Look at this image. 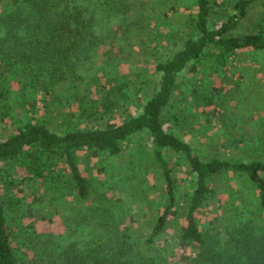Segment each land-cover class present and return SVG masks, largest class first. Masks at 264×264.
Instances as JSON below:
<instances>
[{
    "label": "trees",
    "instance_id": "trees-1",
    "mask_svg": "<svg viewBox=\"0 0 264 264\" xmlns=\"http://www.w3.org/2000/svg\"><path fill=\"white\" fill-rule=\"evenodd\" d=\"M190 1L173 29L182 0H0V127L14 110L10 86L29 114L0 139V264H264V139L225 134L221 150H231L218 157L177 133L193 130V106L223 111L218 96L244 80L241 61L264 56L263 27L237 32L262 0ZM162 20L163 32L150 27ZM40 93L48 119L36 115ZM131 141L124 171L151 172L160 194L145 237L120 224L122 202H94L80 167L92 155L121 156ZM220 180L244 204L206 229L202 213ZM64 196L84 205L67 213ZM56 215L63 231L41 226Z\"/></svg>",
    "mask_w": 264,
    "mask_h": 264
},
{
    "label": "rangeland",
    "instance_id": "rangeland-1",
    "mask_svg": "<svg viewBox=\"0 0 264 264\" xmlns=\"http://www.w3.org/2000/svg\"><path fill=\"white\" fill-rule=\"evenodd\" d=\"M182 2L185 6L180 8L177 14L171 15L169 18V23L173 29L178 28V18H183L193 8L190 0H182ZM149 11H152L151 7H149ZM153 12H156V8ZM165 22V20H162L160 23L164 24L158 25V23H153L150 27L158 28L159 26L161 31L166 30L168 26ZM262 27L264 28V0L259 1L250 8L248 15L241 19L237 32H254ZM258 57L260 58L248 57L242 60L241 67L246 68L244 80H240L242 82L238 87L235 84H228L222 96L220 92L218 101L221 102V98L223 100L226 99V107L223 106V111H221L220 106L216 112H200L196 106H193V130L181 129L177 131L184 139L192 143L198 152L209 153L218 157H228L229 153L227 150L231 149L226 148L221 150V141L226 139L225 134L233 137L238 132H242L245 135L247 134L250 140L255 141L257 138L264 139V56L259 55ZM142 59L143 57H139V61H142ZM147 68L148 74L150 75L152 68L150 66ZM188 72H190L189 69L186 70L184 75L187 74L186 77L189 78L191 75ZM153 79L149 82V92L156 88V76ZM217 82L218 79H215L216 84ZM10 89L14 92L11 94L14 110L13 114L0 127V139H3L10 133H14L20 124L19 121L29 116V114H26L25 107H22L16 100V95H18L16 86H10ZM36 98L39 102L38 112L36 113L37 117L40 119H48L50 113L41 104L44 96L40 93ZM142 99L145 98L143 97ZM70 109L63 107L60 112L65 113ZM226 115L233 117L232 120ZM52 117V120L56 117L55 112L52 113ZM117 119L118 116L113 119V122ZM59 121H61V118L56 117V120L51 122L50 127L54 129L56 124L60 123ZM134 145L133 141L128 142L125 145V151L118 157L110 158L92 155L89 159L82 158L80 160V167L92 181L91 196L92 199L94 198V202L96 204H103L107 200H114L118 203L122 202L128 215L120 220V224L131 225V228L138 229L139 234L145 237L149 233L150 224L155 217V210L158 206L157 203L160 194L157 191V184L153 187L157 180L154 179L151 172H148L147 175L140 173L142 179H136L127 173V171H124L128 165L129 153L134 148ZM188 187V183H183L180 189V195ZM215 190L213 197L209 200L208 205L202 213L201 224L206 229L214 228L215 230L223 227L228 223L230 216L235 215V208L236 210H241L244 204L242 202L243 200L239 198L240 194L239 196L237 194L239 190L237 191L236 189L235 192L231 191L225 181L220 180L216 182ZM231 194H233L232 197ZM26 201L29 203L31 197L25 199ZM59 203L58 206L65 212L67 211V213H75L77 209L84 205L81 202H75L69 196H64ZM54 217V223L53 220L43 222L46 225L41 222V226L55 231L62 230L59 227L61 223L58 220V215ZM236 219H238L237 216ZM25 221L29 222L30 219ZM179 226L180 223L175 220L169 225L164 235V238L168 239L169 243L176 242L175 239ZM182 251L185 250L182 249Z\"/></svg>",
    "mask_w": 264,
    "mask_h": 264
}]
</instances>
